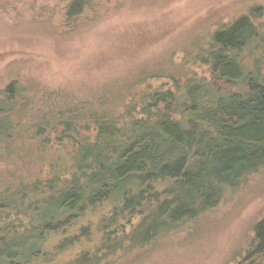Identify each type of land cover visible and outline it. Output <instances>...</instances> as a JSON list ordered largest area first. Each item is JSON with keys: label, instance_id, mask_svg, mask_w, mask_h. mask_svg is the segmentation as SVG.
Wrapping results in <instances>:
<instances>
[{"label": "trees", "instance_id": "trees-1", "mask_svg": "<svg viewBox=\"0 0 264 264\" xmlns=\"http://www.w3.org/2000/svg\"><path fill=\"white\" fill-rule=\"evenodd\" d=\"M104 1L64 0L62 35L95 24ZM252 11L211 34L200 58L210 80L121 96L114 113L104 99L57 107L27 130L31 140L57 130V162L46 178L0 191V264H48L83 243L70 264H103L215 209L264 169V32ZM251 48L258 58L247 70ZM25 95L17 80L0 92V126ZM17 131L1 130L0 143ZM89 214H101L95 242L92 224H81ZM252 232L237 264H264V216Z\"/></svg>", "mask_w": 264, "mask_h": 264}, {"label": "rangeland", "instance_id": "rangeland-1", "mask_svg": "<svg viewBox=\"0 0 264 264\" xmlns=\"http://www.w3.org/2000/svg\"><path fill=\"white\" fill-rule=\"evenodd\" d=\"M63 5L64 0H0V92L13 80L26 89L9 125L0 126L18 130L0 143V191L48 176L57 162V130L35 140L27 130L57 107L104 99L114 113L121 110V96L172 89L171 79L210 80L200 58L211 34L253 9L259 18L252 21L264 32V0H105L95 24L68 35L60 27ZM242 56L251 70L257 50L246 49ZM4 139L2 132L0 142ZM263 216L264 169L215 209L103 264H237ZM100 217L89 214L81 222L92 224L93 242ZM56 244L57 237L48 240L45 250ZM87 245L48 264H70Z\"/></svg>", "mask_w": 264, "mask_h": 264}]
</instances>
